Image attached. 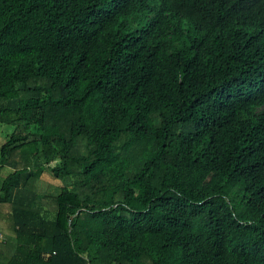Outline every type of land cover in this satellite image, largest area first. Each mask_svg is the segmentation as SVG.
I'll return each mask as SVG.
<instances>
[{
  "label": "trees",
  "instance_id": "obj_1",
  "mask_svg": "<svg viewBox=\"0 0 264 264\" xmlns=\"http://www.w3.org/2000/svg\"><path fill=\"white\" fill-rule=\"evenodd\" d=\"M0 126V264H264V0H0Z\"/></svg>",
  "mask_w": 264,
  "mask_h": 264
},
{
  "label": "rangeland",
  "instance_id": "obj_2",
  "mask_svg": "<svg viewBox=\"0 0 264 264\" xmlns=\"http://www.w3.org/2000/svg\"><path fill=\"white\" fill-rule=\"evenodd\" d=\"M13 130L14 128L12 127L0 126V153H1V147L7 142L9 136L14 132ZM2 173L4 174V177H6L9 174V170L4 169ZM63 187H64V183H62V181L56 180L50 174H46L38 182L37 192L40 195H47V197H51L54 199V197H57L59 195ZM51 198H49V200H52ZM47 206L49 208L52 207L53 206L52 202L51 201L48 202Z\"/></svg>",
  "mask_w": 264,
  "mask_h": 264
},
{
  "label": "crops",
  "instance_id": "obj_3",
  "mask_svg": "<svg viewBox=\"0 0 264 264\" xmlns=\"http://www.w3.org/2000/svg\"><path fill=\"white\" fill-rule=\"evenodd\" d=\"M4 170V169H3ZM3 170H0V182L2 183V181L6 178L4 177V174L2 173ZM9 170V169H8ZM3 175V176H2ZM9 175V174H8ZM2 176V177H1ZM1 186V185H0ZM2 220H4L3 217L0 216V228L3 230V223L4 222H1ZM3 238L4 236L2 234H0V243L3 242Z\"/></svg>",
  "mask_w": 264,
  "mask_h": 264
},
{
  "label": "water",
  "instance_id": "obj_4",
  "mask_svg": "<svg viewBox=\"0 0 264 264\" xmlns=\"http://www.w3.org/2000/svg\"><path fill=\"white\" fill-rule=\"evenodd\" d=\"M73 219H71V222H72Z\"/></svg>",
  "mask_w": 264,
  "mask_h": 264
}]
</instances>
